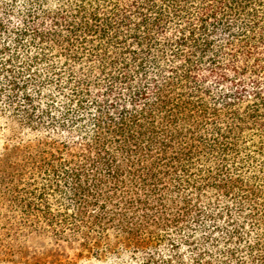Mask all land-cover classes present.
Wrapping results in <instances>:
<instances>
[{
  "label": "trees",
  "instance_id": "obj_1",
  "mask_svg": "<svg viewBox=\"0 0 264 264\" xmlns=\"http://www.w3.org/2000/svg\"><path fill=\"white\" fill-rule=\"evenodd\" d=\"M0 264H264V0H0Z\"/></svg>",
  "mask_w": 264,
  "mask_h": 264
},
{
  "label": "rangeland",
  "instance_id": "obj_2",
  "mask_svg": "<svg viewBox=\"0 0 264 264\" xmlns=\"http://www.w3.org/2000/svg\"><path fill=\"white\" fill-rule=\"evenodd\" d=\"M0 143H1V141H0Z\"/></svg>",
  "mask_w": 264,
  "mask_h": 264
}]
</instances>
